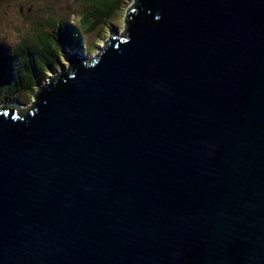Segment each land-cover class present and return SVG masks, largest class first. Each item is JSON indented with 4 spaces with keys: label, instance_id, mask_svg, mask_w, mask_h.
I'll return each mask as SVG.
<instances>
[{
    "label": "water",
    "instance_id": "95a60500",
    "mask_svg": "<svg viewBox=\"0 0 264 264\" xmlns=\"http://www.w3.org/2000/svg\"><path fill=\"white\" fill-rule=\"evenodd\" d=\"M70 62L0 108V264H264V0H133Z\"/></svg>",
    "mask_w": 264,
    "mask_h": 264
},
{
    "label": "rangeland",
    "instance_id": "374dc122",
    "mask_svg": "<svg viewBox=\"0 0 264 264\" xmlns=\"http://www.w3.org/2000/svg\"><path fill=\"white\" fill-rule=\"evenodd\" d=\"M96 1V0H95ZM94 0H0V42L10 47L20 43L34 44L39 50V37L55 27L56 22L64 26H82L90 18V9ZM133 0H121L119 7L108 19L102 20L92 33L71 34L73 45L63 44L59 47L60 60L55 66L47 69L41 80L35 81L34 88L28 93L18 95V100H0V107L14 105L17 110L27 109L33 102L35 89L49 83L50 78L66 72L69 67V56L80 55V60L89 62L98 55L109 34L120 35L124 30V14ZM31 42V43H30ZM35 50V49H34Z\"/></svg>",
    "mask_w": 264,
    "mask_h": 264
},
{
    "label": "trees",
    "instance_id": "16d2710c",
    "mask_svg": "<svg viewBox=\"0 0 264 264\" xmlns=\"http://www.w3.org/2000/svg\"><path fill=\"white\" fill-rule=\"evenodd\" d=\"M120 2L121 0H96L90 9L89 20L82 26H64L62 22H56L51 31L44 32L39 37V50L31 42H21L15 48L0 42V100L20 101L18 95L32 90L35 81L41 80L47 69L58 64L59 47L74 44L75 39L71 34L92 33L102 20L108 19L115 12ZM72 64L70 62L69 67Z\"/></svg>",
    "mask_w": 264,
    "mask_h": 264
}]
</instances>
